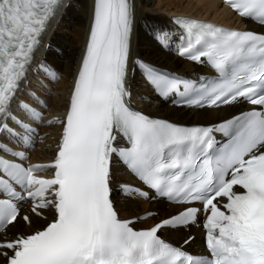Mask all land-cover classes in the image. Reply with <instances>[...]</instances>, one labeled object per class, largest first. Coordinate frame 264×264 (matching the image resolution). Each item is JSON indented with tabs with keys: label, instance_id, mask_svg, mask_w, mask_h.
Segmentation results:
<instances>
[{
	"label": "snow or ice",
	"instance_id": "1",
	"mask_svg": "<svg viewBox=\"0 0 264 264\" xmlns=\"http://www.w3.org/2000/svg\"><path fill=\"white\" fill-rule=\"evenodd\" d=\"M72 7L0 0V264H264V0L214 5L259 31L175 13L152 29L161 50L209 69L195 75L134 50L135 0H91L65 96L36 55ZM137 72L156 99L216 117L185 124L145 113L136 96H152L134 94ZM52 101L59 111L46 116ZM38 144L46 161L31 159ZM144 201L175 211H141ZM193 226L200 252L189 250L193 235H164Z\"/></svg>",
	"mask_w": 264,
	"mask_h": 264
},
{
	"label": "bare ground",
	"instance_id": "2",
	"mask_svg": "<svg viewBox=\"0 0 264 264\" xmlns=\"http://www.w3.org/2000/svg\"><path fill=\"white\" fill-rule=\"evenodd\" d=\"M66 3L69 0H65ZM73 7L65 10L61 9L56 18L51 22V26L44 36V46L40 48L37 53L36 59L39 62L51 65L59 74L60 80L57 84L52 86L54 93H62L66 96L68 85L71 82L72 74L74 73L77 62L81 55L83 48L86 29L89 23V11L91 6V0H70ZM137 7V24L133 36L134 50L141 54L144 58L155 62L156 64L167 68L173 72L184 73L194 72L202 73L205 68H199L191 65L190 63L181 61L174 57L169 52L161 50L152 41V29L164 28L168 24V18L173 13L183 15H195L200 18H206L215 22L221 23L227 21L234 26L242 27L244 23H239V19L233 17L226 9H217L214 5L218 4L216 0H135ZM148 17L147 25L145 26L143 18ZM247 22V21H243ZM50 44L48 50L46 45ZM35 86V81H33ZM131 86L134 94H147L152 96L151 102L148 100L141 101L139 95L136 96L135 104L137 108L143 110L145 113L157 117L167 118L180 123H197L206 122L207 119H214L217 114L203 113L200 111H186L183 109L169 108L167 104L156 99L154 95L146 88L144 81L136 74L132 81ZM59 111L56 107L55 101H52V106L47 113ZM231 111L225 109L218 113L219 116H225ZM54 132V130H50ZM46 143L53 141L49 137ZM45 145H41L44 147ZM37 160H45L51 155L50 152L36 153ZM122 216H131L133 211H136L134 207L129 208L124 204L123 200H120L118 204ZM144 209H161L167 212L175 211V208L170 205L156 201L153 203L142 202L140 210ZM165 213V214H166ZM164 214V215H165ZM151 223V221H149ZM145 226V225H144ZM193 233V232H192ZM166 236H175V242L181 243L186 234L182 231L166 232ZM173 240V239H172ZM199 242L196 238V242L191 246L197 245Z\"/></svg>",
	"mask_w": 264,
	"mask_h": 264
},
{
	"label": "rangeland",
	"instance_id": "3",
	"mask_svg": "<svg viewBox=\"0 0 264 264\" xmlns=\"http://www.w3.org/2000/svg\"><path fill=\"white\" fill-rule=\"evenodd\" d=\"M152 41H153V39H152ZM192 233V232H191Z\"/></svg>",
	"mask_w": 264,
	"mask_h": 264
}]
</instances>
